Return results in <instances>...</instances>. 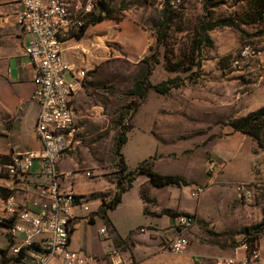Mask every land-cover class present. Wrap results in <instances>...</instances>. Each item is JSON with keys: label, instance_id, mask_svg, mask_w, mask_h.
<instances>
[{"label": "crops", "instance_id": "obj_1", "mask_svg": "<svg viewBox=\"0 0 264 264\" xmlns=\"http://www.w3.org/2000/svg\"><path fill=\"white\" fill-rule=\"evenodd\" d=\"M132 2L118 14L115 11L105 15L102 11L100 19L90 18L83 31L69 37L63 51L71 67L64 75L66 80L72 81L75 73L85 71L84 77H78L73 98L79 125L76 142L58 162L59 188L73 191L88 206V210L79 205L73 209L70 249L91 256L90 264H112L108 252L114 246L120 249L125 264H213L211 260L218 256L243 258L248 253L243 231L260 224L264 217V150L230 124L218 130L215 123L212 132L220 136L208 140L207 131L211 130L204 129L207 123L201 122L211 109L205 90L195 93L188 86L161 94L150 89L132 115L131 129L121 149L128 171L154 157V171L180 176L189 184L155 186L150 175L139 173L113 208L105 215L99 212L104 200L110 201L117 188L118 157L114 153L112 119L122 101L119 90L124 84L131 88L142 74L144 58L158 44L148 23L149 3ZM69 3L74 13L75 1ZM20 9V0H0V210L10 194L19 205L42 201L39 186L49 184L39 159L33 160L25 176L13 178L7 173L14 155L42 146L35 134L39 111L38 103L32 99L35 66L25 54L30 36L17 22ZM163 68L158 64L152 70V84L171 77L164 75ZM263 106L261 73L254 98L246 107L252 112ZM189 120L200 122L192 135H188L193 128ZM182 137L189 139L179 142ZM240 184L252 191L251 199L240 198ZM198 189L202 191L196 193ZM177 212L196 217L192 241L183 253L163 249L161 236L172 229V213ZM200 222H208L216 232L235 233L237 242L225 243L219 253L212 248L214 243L200 241L204 235ZM104 227L109 237L100 232ZM256 241L264 252V230ZM8 244L6 230L0 226V248Z\"/></svg>", "mask_w": 264, "mask_h": 264}, {"label": "built area", "instance_id": "obj_2", "mask_svg": "<svg viewBox=\"0 0 264 264\" xmlns=\"http://www.w3.org/2000/svg\"><path fill=\"white\" fill-rule=\"evenodd\" d=\"M75 12L70 10V0H20L21 9L17 22L23 33L30 36L25 54L35 66L34 91L32 99L39 105L35 124V134L41 141V148L16 154L7 165V173L13 178L29 173L32 162L39 159L41 172L49 178V184L40 185L38 194L44 199L32 202L31 206L19 205L13 195H8L0 210V226L9 237L6 258L19 257L21 264H90L92 257L83 251L70 249L73 209L88 206L73 191L59 188L61 173L58 162L62 154L76 142L79 125L75 118L73 98L79 76L74 80L65 79L71 70L63 56L66 42L72 35L81 32L86 22L97 12L102 11L103 0H74ZM159 9L177 8L183 0H154ZM249 49V47H246ZM90 175V172H87ZM116 188V192H117ZM198 189L196 193L201 192ZM242 199L249 200L253 193L245 185L237 186ZM115 192V193H116ZM34 206V207H33ZM175 224L163 233V249L183 253L189 246L187 232L196 223L194 216L180 214L174 218ZM100 232L108 235L107 229ZM43 237L41 240L40 238ZM109 237V235H108ZM247 256H219L215 264L264 263V252L255 247L248 250ZM112 264H125L120 249L112 247L108 252Z\"/></svg>", "mask_w": 264, "mask_h": 264}, {"label": "rangeland", "instance_id": "obj_3", "mask_svg": "<svg viewBox=\"0 0 264 264\" xmlns=\"http://www.w3.org/2000/svg\"><path fill=\"white\" fill-rule=\"evenodd\" d=\"M136 1L149 3L148 23L159 38L154 46L158 48L159 61L155 63L150 58L147 63L143 62L142 74L136 80L148 71L150 78L152 70L160 64L164 67V75H171L168 78H182L179 88L193 87L195 93L207 91L211 109L202 116L201 122L207 123L204 129L208 127L211 130L207 131L210 135L208 140L218 138L220 135L212 132L215 123L219 130L218 127L228 125L231 119L241 117L240 113H249L246 105L254 98L258 75L264 73V2L261 5L256 0H183L177 8L161 10L154 0ZM132 3V0H103L102 5H108L110 14L115 11L118 14ZM102 11L94 14L93 18H101ZM223 22L227 25H216ZM131 88L127 89L124 84L119 90L122 101L116 106L112 119L115 139L124 127L131 124L132 115L142 100L130 94ZM189 123L193 128L189 129L188 135H192L200 122L189 120ZM188 139L182 137L179 142L186 143ZM258 148L264 150V124ZM200 228L204 232L200 241L214 243L216 246L212 244V248L219 253L225 248V243L237 242L235 233L216 232L208 222H200ZM191 233L192 229H189L187 237L192 241ZM215 259L211 263L215 264Z\"/></svg>", "mask_w": 264, "mask_h": 264}, {"label": "trees", "instance_id": "obj_4", "mask_svg": "<svg viewBox=\"0 0 264 264\" xmlns=\"http://www.w3.org/2000/svg\"><path fill=\"white\" fill-rule=\"evenodd\" d=\"M256 2L260 3L262 5V2L264 0H256ZM104 5V4H103ZM102 5V9L105 11L106 15H109L111 13V9L108 8V5ZM100 18L96 17L92 20H98ZM227 25L226 22L223 23H217L216 25ZM84 30V29H83ZM82 30V31H83ZM159 41V38H158ZM152 51L151 55H148L144 58L143 62L147 63L150 58H152V61L157 63L158 60V48L157 47H151L150 49ZM182 78L177 76L173 78H168L166 80L160 81L156 84H152L149 80V71L146 73V75L138 80H136L130 90L131 95H137L141 99L145 98L147 92L150 89L155 90L158 93L165 94L168 93L173 88H178L182 84ZM137 108V105H136ZM229 124L237 131H240L250 137H252L257 143L258 146H260V134L262 130V125L264 124V106L249 112L245 116L233 118L229 121ZM131 129V125H128V127H124V131L118 135H116L115 139V148L114 153L118 157V176H117V192L115 193L114 197L110 201L104 200L102 207L100 208L99 212L102 215H105L107 210L110 208H113L121 199L122 193L131 185V182L134 180L135 175L139 173H147L150 175V179L153 185L155 186H164L167 184H178V185H187L189 184L188 181H186L184 178L177 176V175H171V174H161L153 170L152 168V161L154 160V157H151L149 159H146L142 161L134 170H127V166L124 161V157L121 153V149L123 144L127 140V132ZM180 214H186L188 216H194L193 214L189 213H172L173 218ZM196 218V217H195ZM255 233H252L254 231ZM264 230V217L260 224L254 226L253 228H246L243 232L246 235V240L248 241V250L253 248H257V237L260 231ZM72 231V228H71ZM7 253V250L2 251V262L1 264H8L10 263L11 259L6 258L5 254ZM12 261L14 263H18L19 257L12 258Z\"/></svg>", "mask_w": 264, "mask_h": 264}]
</instances>
